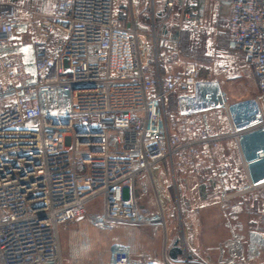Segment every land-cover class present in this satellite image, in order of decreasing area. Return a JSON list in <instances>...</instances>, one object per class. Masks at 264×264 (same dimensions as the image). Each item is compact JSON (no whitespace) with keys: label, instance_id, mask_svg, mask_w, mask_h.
Listing matches in <instances>:
<instances>
[{"label":"built area","instance_id":"2783aa9c","mask_svg":"<svg viewBox=\"0 0 264 264\" xmlns=\"http://www.w3.org/2000/svg\"><path fill=\"white\" fill-rule=\"evenodd\" d=\"M17 13L0 1V264H62L61 229L82 219L164 233L162 257L115 242L103 264H211L188 246L168 187L210 175L222 210L264 187V0H57L49 14ZM189 25L196 42L227 36L256 97L230 102L187 66ZM152 191L157 210L144 213L138 196Z\"/></svg>","mask_w":264,"mask_h":264},{"label":"rangeland","instance_id":"374dc122","mask_svg":"<svg viewBox=\"0 0 264 264\" xmlns=\"http://www.w3.org/2000/svg\"><path fill=\"white\" fill-rule=\"evenodd\" d=\"M2 1L15 4L18 7L17 17L27 19L29 13L34 11L49 14L57 0ZM148 21L149 18L147 16H143L141 21L138 18V25L141 30L147 31L144 23ZM168 33L174 37L177 33L176 26L170 24L164 31V34ZM189 37H191L190 32L187 31L183 35L184 46L182 48V54L187 66L197 67L204 77H211L218 80L228 101H239L249 97H256L258 95L253 71L250 66L243 62L239 53L229 51L225 43L221 42V39H218V45H214L205 41L196 42L195 40H192L193 38ZM144 40L145 38H141V42ZM181 176L184 177L186 175L176 174V182L174 183L171 181V185L168 187L169 204L170 208L174 211L177 225L179 222L178 216L180 218L183 216L182 218H184L185 225L180 223L179 228L182 229L183 233L185 230L186 235L190 232L191 238H188L189 243L196 247L194 242H196L199 225L202 231H204V235H207L209 228L214 227L217 223H220L221 220L222 224L228 222V225H232L233 227L236 226L241 232L239 235L241 243L238 248L242 252L240 251L241 253L238 255L239 257L244 253L249 254L250 251L254 252V249L251 250V248H244V245L247 243L243 240L244 238L242 234L245 231L249 233L248 235L257 232L259 229L255 221L248 219V221L244 222L243 219L236 214L235 216H230L228 221H224L222 216L208 212L202 216L201 221L199 220L197 223V215L192 208L193 204H191V200H193L194 195L197 194V186L195 185V187H193L191 184H186L187 180ZM138 200L144 213H153L157 210V201L153 191L147 195L138 196ZM101 210L102 200L100 198L95 199L92 206L88 208L89 214L99 213ZM158 230L159 229H151L148 227L129 226L126 233L129 239L131 237L134 240V244L137 243L136 249L139 255L149 254L153 257H159L162 254L163 242L161 233ZM113 232L114 231H100L91 226L86 219H82L76 223L63 227L60 233L63 258H70L73 249L83 245L89 246L92 253L91 255H88L90 258H107L109 250L114 244ZM242 242H244V245ZM206 243L209 244L207 241Z\"/></svg>","mask_w":264,"mask_h":264},{"label":"crops","instance_id":"0c3cea01","mask_svg":"<svg viewBox=\"0 0 264 264\" xmlns=\"http://www.w3.org/2000/svg\"><path fill=\"white\" fill-rule=\"evenodd\" d=\"M143 1L145 2L146 0ZM142 8H145L144 3L142 4ZM161 8H162V4H158V9ZM222 10L225 14L230 13L229 6H224ZM177 20L178 19L174 17V19L170 21V24L176 26V23L178 22ZM170 24H168V26ZM189 29H190V25L184 31V34L187 31H189ZM165 35L168 36L171 34L168 33ZM219 39H221L222 40L221 42H224L225 45H227V36H223ZM170 106L172 109L175 108V99L173 97L170 100ZM215 120L220 128L226 129L227 124L222 117H218ZM227 146L228 143L226 142L224 149V155L226 157L229 154V149ZM182 178L187 180L186 184H191V186L193 187H195V185L197 186L198 189L197 194L194 195V199L191 200V204H193L192 208L195 210L197 215L196 216L197 223L199 222V220L201 221L202 216H204L208 212L216 213L218 214V216H222L224 218V221H228L229 217L235 216V214L239 215V217H241L244 222L248 221V219L255 221L259 230H257V232L251 235H248L249 233L246 231L242 234L244 238L243 240L245 241V243H247L244 245V242H242L244 248L245 249L251 248V250L254 249L255 251L254 252L250 251L248 260L243 261L241 264H264V187L259 191L244 197L243 199L235 200L231 204L230 209L222 210L219 204V197L216 188L217 185L216 178H213L210 175H206L205 177L202 178H195L191 176L188 177L186 175ZM251 205H253V208L251 207ZM91 206L92 204L90 205V207ZM182 217H181L182 223L183 225H185L184 218ZM227 223L228 222L226 223L224 222V224H222L220 220V223H217L218 226L215 225L214 227L209 228V232L207 233V235H204L203 233L204 231H202L199 225L198 233L196 236V242H194V245L196 247H194L188 241V238H191L190 232L186 235L184 230V235L188 246L191 247L196 252H198L204 259H206L211 264H229L228 263L229 260L239 259L240 257L238 255L242 252L238 248L239 244L241 243L239 236L241 232L236 226L233 227L232 225H228ZM126 226L127 225H119L116 229L113 230L114 243L120 242L124 244H130L133 247L134 252L137 255H139L136 249L137 243L134 244V240L131 237L130 239L129 237H127L126 232L129 226L128 227ZM148 228L152 229V227H148ZM158 231L161 233L162 242H163L162 254L159 256L162 257L165 251L164 250L165 237L161 229H159ZM206 241L209 242V244H207ZM91 254L92 253L89 249V246L83 245L73 249V252H71L70 254V258L65 259L63 258L62 247H61L62 264H103L106 263L110 258V250H109V254L107 255V258L105 259L90 258L88 255ZM178 256H179L178 251H175L172 254V257H178Z\"/></svg>","mask_w":264,"mask_h":264}]
</instances>
